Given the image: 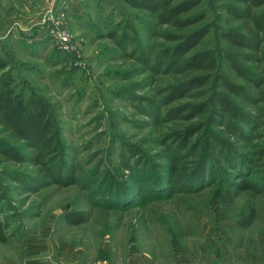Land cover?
Returning a JSON list of instances; mask_svg holds the SVG:
<instances>
[{
  "label": "rangeland",
  "instance_id": "1",
  "mask_svg": "<svg viewBox=\"0 0 264 264\" xmlns=\"http://www.w3.org/2000/svg\"><path fill=\"white\" fill-rule=\"evenodd\" d=\"M189 1L195 7L180 18L194 24L180 28L124 0H0V58L8 63L0 86L12 82L29 108L45 109L54 138L49 153L0 127V224L7 236L0 264L44 257L43 264H264V44L252 52L226 38L246 36L238 17L244 3L173 5ZM253 11L264 13V4ZM199 29L207 35L185 58L209 53L214 69L170 66L166 53ZM59 30L71 36L73 51L59 47ZM198 76L207 79L203 87L168 102L175 87ZM227 81L244 93L228 91ZM198 105L204 111L185 118ZM189 131L195 134L185 147L178 133ZM209 160L220 180L198 183V163ZM241 160L252 187L228 204L224 182ZM138 172H165L172 183L150 198L107 196L123 184L139 189ZM59 173L73 183H57ZM249 207L255 221L239 228ZM70 211L84 213L85 222L66 223Z\"/></svg>",
  "mask_w": 264,
  "mask_h": 264
},
{
  "label": "trees",
  "instance_id": "2",
  "mask_svg": "<svg viewBox=\"0 0 264 264\" xmlns=\"http://www.w3.org/2000/svg\"><path fill=\"white\" fill-rule=\"evenodd\" d=\"M133 8L145 9L147 11L157 13L159 20L164 24H172L176 27H187L194 24L191 20H183L180 16L191 10L195 7L194 1H189L186 3H181L178 5H173L175 0H124ZM240 3L245 4V8L243 10L238 11L239 19L244 21V25L246 26V36L238 35L235 33H228L226 38L230 43H233L237 46H240L244 49L251 50L252 52H258L261 50L262 45L264 44V13L258 14L253 11V8L260 7L264 4V0H238ZM207 35V29H199L191 33L188 37H186L182 43H180L177 47L172 50H169L166 53V58L170 66L178 67L179 71H193V72H202L212 70L215 67V61L209 55V53H197L192 57L185 58L192 49H194ZM164 59V60H165ZM237 65V64H236ZM234 65L235 69L241 72V68ZM8 68V63L0 58V72L4 71ZM248 77V76H247ZM207 82L206 77L198 76L194 77L189 81L180 83L177 87H175L169 97L168 102L172 103L179 99H182L187 96L193 90L200 89ZM12 82L5 81L3 85L0 86V127L3 125L10 126L15 132L23 139L31 141L33 143L38 144L42 148H44L47 152L53 151V143L54 138L52 134V124L51 121L45 111L39 106H35L33 108H29L26 104L25 100L20 96L16 95L14 90L11 88ZM228 91L234 94H242L244 93L243 88L236 87L232 85L230 82H225L224 86ZM219 101L226 113L233 114L234 111L231 108V105L224 96L219 98ZM204 105H198L194 108L191 115H187L185 118L192 119L194 115H197L204 111ZM170 115L174 117V119H178L181 117L182 113L178 109H172L169 112ZM239 115V114H238ZM195 134L193 131H189L184 134L179 135V142L185 147L188 145V140ZM177 135V136H178ZM4 155H8L9 157H15L11 155L8 150H1ZM232 165V162H229ZM239 165L234 164V168H236V172L238 176L236 178V174L231 178L229 176V182H224L226 187V192L224 198L228 204H232L235 197L239 194L250 190L252 187L251 182L249 181V177L251 175H247L244 171L245 164L241 160L239 161ZM199 164V171L193 175V178L199 181H209V183L219 182L221 176L217 171L216 167L212 162L202 161ZM239 168V169H238ZM167 172V171H166ZM138 172L134 177V181L136 180V184L140 183L141 187L138 189L135 186H129L128 184H123L116 188L112 187L109 190L111 200H119L123 201L125 198H128L127 195L133 197L135 194L138 195L144 193L147 195L144 198H150L152 195L160 194L162 191H168L167 186L169 187L172 182L171 178L168 177V174H160L155 173L153 176L144 172ZM150 175V176H149ZM192 177V173H191ZM226 177V176H225ZM133 178V177H132ZM65 178L62 177V173L57 174L55 176V180L57 183H65L72 184L73 182L63 181ZM132 180V179H131ZM156 180V181H154ZM227 180V179H226ZM133 181V182H134ZM139 181V182H138ZM169 181V182H168ZM202 183V182H201ZM195 183H193L194 185ZM128 185V186H125ZM125 186V187H124ZM142 188V189H141ZM123 189V192H122ZM138 189V190H137ZM124 193L123 196H119L117 193ZM133 192V193H132ZM134 194V195H133ZM123 197V198H121ZM143 198V199H144ZM120 203V202H117ZM256 218V210L254 207H249L247 210L242 211L239 214V217L236 220V225L239 228L247 229L249 228L255 221ZM63 219L66 223L70 225H80L85 222V214L82 212L70 211L64 214ZM0 240L2 242L7 241V236L5 234L3 226L0 224Z\"/></svg>",
  "mask_w": 264,
  "mask_h": 264
},
{
  "label": "built area",
  "instance_id": "3",
  "mask_svg": "<svg viewBox=\"0 0 264 264\" xmlns=\"http://www.w3.org/2000/svg\"><path fill=\"white\" fill-rule=\"evenodd\" d=\"M54 35H55V38H56V41L59 47L62 50L66 52H71L74 50V47L72 45L71 36L68 33L59 30V31H56ZM98 264H109V263L107 261H101Z\"/></svg>",
  "mask_w": 264,
  "mask_h": 264
},
{
  "label": "crops",
  "instance_id": "4",
  "mask_svg": "<svg viewBox=\"0 0 264 264\" xmlns=\"http://www.w3.org/2000/svg\"><path fill=\"white\" fill-rule=\"evenodd\" d=\"M44 260H46V257L40 258L37 262H33L32 264H43L44 263Z\"/></svg>",
  "mask_w": 264,
  "mask_h": 264
}]
</instances>
